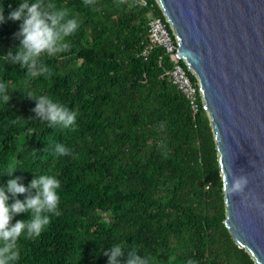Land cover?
Here are the masks:
<instances>
[{
    "label": "trees",
    "instance_id": "trees-1",
    "mask_svg": "<svg viewBox=\"0 0 264 264\" xmlns=\"http://www.w3.org/2000/svg\"><path fill=\"white\" fill-rule=\"evenodd\" d=\"M140 1L45 0L81 21L69 51L40 57L52 75L30 78L0 59L11 97L0 99V186L19 177L27 187L41 174L60 182L61 215L38 237L21 235L15 264H107L113 244L135 246L151 264H257L223 224L217 154L199 96L192 112L164 74L168 55L157 61L162 48L141 53L148 18L164 19L155 0ZM19 3L0 0V56L19 45L21 21L8 18ZM27 91L76 111L75 129L39 120ZM56 143L74 155H55Z\"/></svg>",
    "mask_w": 264,
    "mask_h": 264
},
{
    "label": "water",
    "instance_id": "water-1",
    "mask_svg": "<svg viewBox=\"0 0 264 264\" xmlns=\"http://www.w3.org/2000/svg\"><path fill=\"white\" fill-rule=\"evenodd\" d=\"M211 127L223 224L264 264V0H155ZM247 176L232 194L233 175Z\"/></svg>",
    "mask_w": 264,
    "mask_h": 264
},
{
    "label": "clouds",
    "instance_id": "clouds-1",
    "mask_svg": "<svg viewBox=\"0 0 264 264\" xmlns=\"http://www.w3.org/2000/svg\"><path fill=\"white\" fill-rule=\"evenodd\" d=\"M120 2L126 3L127 0ZM83 3L93 5L95 0H83ZM8 18L21 21L19 31L14 34L20 42L14 52L10 49L0 59L13 65L18 63L22 69L27 70L30 78L52 75L51 69L40 57L44 54L54 56L69 51L71 45L67 38L78 30L81 23L67 10L60 9L51 2L45 3V0H20L16 9L9 12ZM3 21V8L0 7V23ZM25 94L28 99L35 101L32 111L39 120L46 121L49 127L75 129L76 111L47 95H36L31 91ZM10 98L7 85L0 82V99L6 104ZM163 126L164 122L161 123L162 128ZM54 153L57 156L74 155L62 143L54 145ZM16 169L6 170L4 175L11 176ZM19 181V177L11 178L4 186H0V264H15L19 260L17 242L21 235L38 237L50 224L51 216L61 215L58 210L60 197L57 193L60 182L55 176L34 175L27 187ZM247 183V176L234 174L230 187L226 182V190L229 195L240 194L244 192ZM9 194L12 203H9ZM21 194H26L23 200L17 198ZM21 213H28V219L12 223L13 217ZM104 255L108 257L107 264H151V258L138 254L135 246L125 251L121 244H113ZM187 264L196 262L188 260Z\"/></svg>",
    "mask_w": 264,
    "mask_h": 264
},
{
    "label": "built area",
    "instance_id": "built-area-1",
    "mask_svg": "<svg viewBox=\"0 0 264 264\" xmlns=\"http://www.w3.org/2000/svg\"><path fill=\"white\" fill-rule=\"evenodd\" d=\"M144 4V1H140ZM164 19V18H163ZM172 34V32H171ZM152 45H158L162 48V54L157 56L159 62L163 54L169 57L170 65L165 69L164 74L176 89L187 99L192 112L196 109V98L199 96V90L195 80L189 77L190 71L185 64L174 56L176 46L175 37L170 35L167 28L159 17H149L147 20V43L141 53H145Z\"/></svg>",
    "mask_w": 264,
    "mask_h": 264
}]
</instances>
